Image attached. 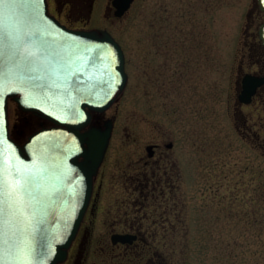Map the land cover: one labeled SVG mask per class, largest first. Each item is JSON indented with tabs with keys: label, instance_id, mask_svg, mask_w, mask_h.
Listing matches in <instances>:
<instances>
[{
	"label": "rangeland",
	"instance_id": "374dc122",
	"mask_svg": "<svg viewBox=\"0 0 264 264\" xmlns=\"http://www.w3.org/2000/svg\"><path fill=\"white\" fill-rule=\"evenodd\" d=\"M104 5L89 27L121 43L129 77L101 115L114 129L82 264H264V91L238 99L263 67L257 0H135L123 17ZM130 229L144 234L133 246L112 243Z\"/></svg>",
	"mask_w": 264,
	"mask_h": 264
},
{
	"label": "water",
	"instance_id": "95a60500",
	"mask_svg": "<svg viewBox=\"0 0 264 264\" xmlns=\"http://www.w3.org/2000/svg\"><path fill=\"white\" fill-rule=\"evenodd\" d=\"M135 0H112L122 17ZM264 10V0H258ZM0 17L39 52L28 64L5 52L0 59V196L15 214L0 230V264H61L77 237L113 134L114 121L93 123L124 91L128 73L121 44L105 29L67 27L49 12L48 0H7ZM264 44V23L259 29ZM238 95L253 101L264 76L247 73ZM54 126H43L24 143L10 134L9 101ZM153 145L147 150L153 156ZM136 236L113 235L114 242Z\"/></svg>",
	"mask_w": 264,
	"mask_h": 264
},
{
	"label": "flooded vegetation",
	"instance_id": "af4514ba",
	"mask_svg": "<svg viewBox=\"0 0 264 264\" xmlns=\"http://www.w3.org/2000/svg\"><path fill=\"white\" fill-rule=\"evenodd\" d=\"M104 1L103 0V12L107 11V6L104 5ZM49 2V6H50V11L53 15H55L61 22L65 23V21L62 19L63 15H67L68 17H70L69 13L70 11H75L77 12V19L79 23H86L83 25H77V26H70V25H66L73 28V29H82V30H92V29H97V30H101V28L98 27H89V24L92 21V17L94 15V11L97 10L98 8V2L99 0H48ZM69 5L70 6V11L68 12V14H64V9L65 7ZM54 6V7H53ZM53 7V9H52ZM74 10H73V8ZM258 8H259V4H258ZM259 10L264 13V11H262L260 8ZM263 23V22H262ZM261 23V24H262ZM260 24V25H261ZM259 25V26H260ZM258 37L259 36V27H258ZM262 46L264 47V44L262 42V40L260 39ZM259 64H263V67H261V71L259 73H255L256 75H260V76H264V61H260L258 62ZM241 88H242V83H241ZM240 88V89H241ZM264 91V84L262 86L259 87L258 89V94H261ZM15 117H14V121L13 123L10 120V129H11V135L13 136V138H15L18 142L20 143H24L25 141H27V139L29 138V136L34 133L35 131H37L38 129L42 128L43 126H54L53 123L49 122L48 120H45L43 118H41L40 116L31 113V112H25L23 110H21L20 108H18V106L16 105L15 110ZM102 114L99 113H95L94 114V119H93V123L98 124L103 126L105 123V120L102 121L101 118ZM153 145V156L155 155V149L159 147V144H150ZM150 156V157H153ZM97 177V176H96ZM96 179L95 178V183H96ZM95 188V185H94ZM93 198V197H92ZM92 202V200H91ZM95 203H92V207L90 206V210H94L95 208ZM85 220V219H84ZM84 223V221H83ZM82 223V226L84 225ZM81 226V228H82ZM80 228V231H81ZM78 233L77 238L75 240V242L73 243L72 246V250L69 251V257L71 258L70 260H72L71 264H82L83 262V256H84V251L87 247V245L90 242V237L92 232L90 230V228L86 225H84L83 231L80 233ZM140 231L138 229L135 230H125L122 232H113L111 235V241L114 245H123L126 247H130L133 246L139 238H142V236L144 235H140L139 233ZM115 234H130V235H134L136 236L135 239H132L131 242H114L113 241V235ZM80 235V236H79ZM72 252H74V255L71 256ZM82 257V258H81Z\"/></svg>",
	"mask_w": 264,
	"mask_h": 264
},
{
	"label": "snow or ice",
	"instance_id": "6c2138e0",
	"mask_svg": "<svg viewBox=\"0 0 264 264\" xmlns=\"http://www.w3.org/2000/svg\"><path fill=\"white\" fill-rule=\"evenodd\" d=\"M7 0H0V5H6ZM38 36L24 38L23 33L17 27L9 24L6 18L0 17V59L3 58L5 52H9L15 59L23 58L28 64H31L34 58L38 57V50L31 51L24 48V55L21 56L20 49L27 43L32 44L34 40H38ZM15 214L12 205L0 196V230L10 223V217Z\"/></svg>",
	"mask_w": 264,
	"mask_h": 264
}]
</instances>
